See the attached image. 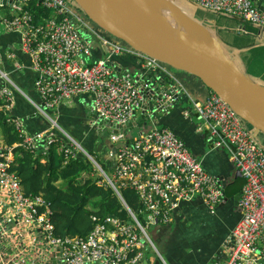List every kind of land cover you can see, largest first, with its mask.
<instances>
[{
    "label": "built area",
    "instance_id": "2783aa9c",
    "mask_svg": "<svg viewBox=\"0 0 264 264\" xmlns=\"http://www.w3.org/2000/svg\"><path fill=\"white\" fill-rule=\"evenodd\" d=\"M68 1L38 0L41 10L50 15H41L36 20L30 10L32 0H0V9L11 11L10 16L0 18V27L18 36V50L29 59L30 69L35 74L33 88L38 98L33 100L23 93L9 74L0 69V110L7 114V122L12 124L23 148L33 152L39 147L48 150L56 145L64 164L82 154L98 172V184L108 186L118 198L130 224L110 216L103 220L92 217L94 228L87 236L56 237L52 212L42 197L24 193L19 178L10 171L15 160L13 149L0 140V193L9 198L15 216L9 218L8 208H5V214L0 217V244L15 238V228L8 229L4 225L13 220L43 235L64 264H142L145 246L154 248L147 229L170 223L175 211L195 198L202 199L209 213L215 214L224 197L222 184L203 168L172 130L159 127L147 113L141 118L148 103L145 93L132 79L119 76L109 61L112 56L130 52L145 60V71L163 65L111 40H103L111 47L107 58L92 61L91 46L81 38L68 16H73L84 27H91L73 13ZM185 1L264 29V12L250 0ZM7 61L14 62L13 71L20 70L12 50L0 51V66ZM16 93L32 106L34 115L45 119L52 128L58 127L55 114L62 102L82 95L91 96L93 113L112 125L105 127L109 142L119 145L109 174L84 150L82 143L69 136L66 141L52 136L40 140L39 136L27 134L24 120L11 115L16 106ZM185 93L180 84L176 85L172 94H164L168 104H160L157 110L166 113L177 103L178 96ZM190 102L191 112L204 122L214 148L228 152L243 179L237 203L240 219L224 247L226 259L217 260L215 264H264V150L257 142L258 132L245 128L228 104L212 92L203 101L190 99ZM149 114L154 116V113ZM188 115L184 113L186 119ZM132 122L137 128L143 123L144 131L140 135L132 136L135 127L113 132L116 126L130 127ZM125 189L136 194L139 204L136 213L122 198L121 191ZM18 246L20 253L16 249L7 253L0 264H36L39 252L35 246H26L22 241ZM39 259L37 263L41 264Z\"/></svg>",
    "mask_w": 264,
    "mask_h": 264
},
{
    "label": "crops",
    "instance_id": "0c3cea01",
    "mask_svg": "<svg viewBox=\"0 0 264 264\" xmlns=\"http://www.w3.org/2000/svg\"><path fill=\"white\" fill-rule=\"evenodd\" d=\"M170 1L173 3L172 0ZM250 1L260 11L264 12V0ZM183 2L190 6L189 11L192 13L189 15L184 11L182 12L191 18L195 24L203 27L212 35L217 52L223 60L242 76H246L254 82L262 81L258 78L264 76L261 70L255 75L249 76L247 74L248 71L255 72L254 61L250 62L246 71L242 58L246 53H249L256 55L252 57L256 59L258 53H264V29L236 20L225 14L205 11L191 2L185 0ZM173 4L177 6L175 3ZM16 37H18L16 34H0V42L2 43L0 45L14 52L20 70H16L18 72L13 71V69L15 70V64L11 61L5 62L0 67L6 73L12 75V78L16 81L14 83L18 85L23 93L33 100H37L33 88L35 74L30 69L29 59L18 50L16 43L10 39H17ZM105 54L103 46L95 48L92 53V61L101 59ZM112 61L116 62L115 64L120 72L134 80L139 73H147L144 68L145 60L134 53L123 52L121 55L113 56ZM147 71L157 76L155 81L160 89L165 87L173 89L180 84L183 90L186 91L185 94L181 95V99L177 101V104L173 105L167 113L158 116L159 126L173 130L176 135L185 141L192 154L202 163L205 170L221 178L222 182L227 184L226 196L231 198L233 207L228 205V199L219 203L215 214L212 215L200 198L182 204L175 211L170 223L151 226L147 229L148 238L154 248L145 246L143 250L144 264H156L157 261H159V264H215L217 260L223 261L227 255L224 249L227 239L240 219L238 207L234 205V195L230 193L235 187L237 189L234 180L237 171L229 160L228 152L224 149L214 148L204 122L191 112L190 99L203 101L209 92L197 78L182 72H180L181 74L177 73L179 71L174 70L175 72H173L165 66ZM21 97V94L16 93L15 100L20 99L22 104L20 107L18 105L15 107L20 110L23 117L19 118L24 120L25 125V119L29 116L33 118L36 115H34V109L30 111L29 106L23 100L24 98ZM151 103V101L148 102L149 105ZM185 112L189 113L187 119L184 117ZM29 113L31 115H28ZM55 115L61 131L55 132L58 136H62L60 133L63 132L69 136L80 137L82 142L90 137L89 132L92 133V137H101V130H97L94 123H91L95 114L92 110V98L89 95H82L68 102H62ZM36 118L40 122L36 123L33 133H35V136H39L38 139L45 140L54 133L55 129L52 130V127L48 124L49 122L45 119L39 116H36ZM45 124H47V127H45ZM142 125L143 123L135 130V135H140L144 131ZM106 144L108 152L102 158L105 163H109L112 167V161L114 163V160L111 156V145H109L108 140ZM5 208H8L6 214L9 218L15 217L9 198L0 193V209L2 211ZM4 225L8 229L15 228V238H9L8 242L4 240L6 243L0 244V263L4 262L7 253H11L15 249L20 253L18 245L21 241L24 245L35 246L36 251L42 252L36 256V264H39L37 259L40 257H44L43 264H52L53 260L58 261L61 259L57 250L47 245L43 235L32 228L22 225L21 222L18 225L13 220L7 221Z\"/></svg>",
    "mask_w": 264,
    "mask_h": 264
},
{
    "label": "water",
    "instance_id": "95a60500",
    "mask_svg": "<svg viewBox=\"0 0 264 264\" xmlns=\"http://www.w3.org/2000/svg\"><path fill=\"white\" fill-rule=\"evenodd\" d=\"M90 1L92 2H88L87 0H73L88 20L104 33L122 41L133 50L147 57L153 58L176 71L184 72L197 78L207 89L222 98L242 121L264 135V85L250 81L246 76H242L238 71L231 68L217 50V54H213L185 37L176 28L166 25L156 17L148 14L139 7L136 0ZM93 2L104 10L111 24H107L99 16L95 15ZM158 2L163 8L170 10L182 20L195 24L191 18L186 16L170 0H158ZM68 18L78 29L81 38L91 46L92 50L103 46L105 53H110L111 47L109 46L108 49L103 42L108 36L93 27H84L71 15ZM115 63L110 61L109 65L118 74L125 75L118 70ZM145 72L147 73H139L135 77L137 85L145 93L146 100L152 102L151 105L148 104L141 112L142 119L147 111L156 113L157 116L160 115V111L157 110L158 106L163 103L168 104V101L164 98V94H172V91L175 89L168 87L160 89L155 81L157 76L151 72ZM178 98L180 100L181 96H178ZM91 123H94L97 130L112 126L107 121L99 120L96 115H94ZM134 126L135 122H132V126L130 127L116 126V130H113V132L118 133L117 129L122 130L127 128L131 130ZM108 131L112 130L109 129ZM110 147L111 154L114 156L119 145L111 144ZM112 166H114L113 161ZM217 178L219 181H222L221 178ZM241 179V175L237 172L234 179L235 183L241 181ZM222 187L226 195L228 190L227 184L223 183ZM239 198L240 194H235L233 199L234 205L237 204ZM226 200L227 198L225 197L223 202ZM5 211L6 209H3L0 212V217L5 214ZM111 217L114 218L113 216ZM17 222L15 223L17 224ZM41 253L39 252V254ZM144 260L145 257L142 260L143 264L145 263ZM39 261L43 264L44 257H40ZM52 264L64 263L62 259H59L58 261L53 260ZM156 264H159V261Z\"/></svg>",
    "mask_w": 264,
    "mask_h": 264
},
{
    "label": "trees",
    "instance_id": "16d2710c",
    "mask_svg": "<svg viewBox=\"0 0 264 264\" xmlns=\"http://www.w3.org/2000/svg\"><path fill=\"white\" fill-rule=\"evenodd\" d=\"M30 10L36 20L41 15L44 17H49L50 15L41 10L40 5H38V0H32ZM86 20L93 28L103 32L90 20L87 18ZM103 34L115 41H119L104 32ZM119 42L124 44L122 41ZM254 56L256 55L246 53L242 58L246 71L250 62L254 61L255 72L248 71L247 74L249 76L255 75L259 70L264 73V53H258L256 59L252 58ZM162 65L170 70H174L164 64ZM258 78L264 81V76H259ZM207 90L210 91L209 89ZM21 104L20 99L16 100L18 107ZM26 104L29 106L30 111H33L32 106L27 102ZM11 115L23 117L21 116L20 110L16 107L12 110ZM28 115L31 114L29 113ZM38 121L40 122L36 116L33 118L29 116V118L25 119V131L27 134H35L33 132ZM45 127H47V124H45ZM0 134L3 143L13 149L15 156L14 164L11 166L10 171L17 175L26 195L40 196L43 198L47 204V208L52 212L51 222L56 237L87 236L94 228L92 217L103 220L107 216H113L122 222L128 220L126 210L114 195L113 191L103 184H98L100 178H92L91 175L97 172L93 168L92 163L82 154H78L76 158L64 164L62 157L57 152V148L59 147L56 145L50 146L48 150L39 147L33 152L23 148L20 145L21 139L14 131L12 124L7 122V114L1 110ZM84 150L90 152L89 154L95 158L102 170L106 171L108 169L110 171V164L104 163L103 158L101 162H98V158L92 150L86 149V147H84ZM236 185V193H239L242 181L237 182ZM230 193L233 194L232 191ZM121 195L132 211L136 212L139 209L137 197L133 190H122ZM40 211L43 210L41 209Z\"/></svg>",
    "mask_w": 264,
    "mask_h": 264
},
{
    "label": "rangeland",
    "instance_id": "374dc122",
    "mask_svg": "<svg viewBox=\"0 0 264 264\" xmlns=\"http://www.w3.org/2000/svg\"><path fill=\"white\" fill-rule=\"evenodd\" d=\"M173 1V3H175L177 6H178V8L179 9H181V11H184V12H186L187 14H191L192 12H190L189 11V8H190V6L186 3V2H183V1H181V0H172ZM69 2V4H70V8H71V10L73 11V13L75 14V15H77V16H80V17H82L83 19H84V21H86V16L83 14V12L81 11V9L76 5V4H74V2H73V0H69L68 1ZM11 15V11L8 9V8H3V9H0V18H2V17H6V16H10ZM88 19V18H87ZM87 22V21H86ZM177 30H179V29H177ZM181 31V30H180ZM182 32V31H181ZM0 34H10V33H8L4 28H1L0 27ZM17 39H13V38H10L14 43H16V45H17V48H18V45H19V41H18V37H16ZM0 44H2L1 42H0ZM4 50H10L11 51V49H8V48H5V47H2L1 45H0V51L2 52V51H4ZM225 61V60H224ZM0 69L2 70V68L0 67ZM7 71H8V69H6ZM2 71H4V70H2ZM173 72H175L174 70H172ZM5 72V71H4ZM177 73H179V74H181L180 73V71L179 72H177ZM21 74V73H20ZM21 76H23L22 74H21ZM9 77H10V79L13 81V82H16L13 78H12V75H10L9 74ZM247 79H250V78H247ZM250 81H253V80H250ZM257 83H259V84H261V85H264V82H262V81H258ZM147 115L148 116H150V117H152L157 123H158V117H156V116H153V115H150L149 113H147ZM243 123V125L245 126V128H247V129H251L250 128V126L248 125V124H246L245 122H242ZM49 124V123H48ZM58 124V123H57ZM158 125H159V123H158ZM159 127H161V125L159 126ZM55 129V131H54V133L53 134H51V136L52 137H54L55 139H59V140H62V141H66L67 140V138H66V136H69V135H67V134H64L63 132V134L62 133H60L62 136H58L55 132H61L60 130H59V127H57V128H52V130H54ZM136 134V131H134L133 132V135H135ZM88 135L90 136V137H87L86 139H85V142H82V141H80V137H76V136H69V137H71L72 139H74L76 142H81L82 143V147L84 148V147H86V149H90V150H92L93 151V153L96 155V157L98 158V162H101L102 161V156L106 153V152H108V149H107V144H106V141H107V136L106 135H102L101 137H92V133L91 132H89L88 133ZM127 135V134H126ZM258 137H257V142H258V144L263 148V150H264V135L262 134V133H259L258 132V135H257ZM85 151H87V150H85ZM88 153H90L89 151H87ZM93 154V155H94ZM105 163V162H104ZM94 168V167H93ZM107 174H109V170L108 169H106V171H105ZM92 176V178H99L100 176H99V174L98 173H96V174H94V175H91ZM241 181H242V179H241ZM229 196H231V195H229ZM228 205L229 206H232L233 207V202H232V200H231V198H229V200H228ZM150 251H152V250H150Z\"/></svg>",
    "mask_w": 264,
    "mask_h": 264
},
{
    "label": "bare ground",
    "instance_id": "6f19581e",
    "mask_svg": "<svg viewBox=\"0 0 264 264\" xmlns=\"http://www.w3.org/2000/svg\"><path fill=\"white\" fill-rule=\"evenodd\" d=\"M87 1L92 2L90 0ZM136 2L139 7L145 10L148 14L156 17L166 25L179 29V31L181 30L185 37L209 50L213 54H217L216 44L212 35L203 27L182 20L170 10L163 8L158 0H136ZM93 5L95 15L99 16L100 19L107 24H111L104 10L94 2Z\"/></svg>",
    "mask_w": 264,
    "mask_h": 264
},
{
    "label": "clouds",
    "instance_id": "9594fccd",
    "mask_svg": "<svg viewBox=\"0 0 264 264\" xmlns=\"http://www.w3.org/2000/svg\"><path fill=\"white\" fill-rule=\"evenodd\" d=\"M184 1V0H183ZM75 4V3H74ZM87 21V20H86ZM85 21V22H86ZM90 27H92L90 24H89V22L87 21L86 22ZM104 40H111V41H113V42H118V43H120L121 45H123V46H125V47H128V48H130L128 45H124V44H122L121 42H119V41H115V40H113V39H111V38H109V37H106ZM106 45V44H105ZM107 47H108V49H109V46L108 45H106ZM130 49H132V48H130ZM133 50V49H132ZM133 51H135V50H133ZM92 52H93V50H92ZM135 52H137V51H135ZM137 53H139V52H137ZM109 54V53H108ZM108 54L106 53L105 54V56L104 57H102L101 59H105V58H107V56H108ZM141 54V53H140ZM121 55V54H120ZM143 55V54H142ZM113 57V56H112ZM112 57H111V59H110V61H112ZM139 57V56H138ZM153 59V58H152ZM99 60V59H98ZM109 61V62H110ZM162 64V63H161ZM111 66V65H110ZM112 67V66H111ZM113 68V67H112ZM114 69V68H113ZM115 71V70H114ZM116 72V71H115ZM117 73V72H116ZM118 74V73H117ZM119 76H124V77H127L126 75H120V74H118ZM129 78V77H128ZM130 79H132V78H130ZM133 81H135L134 79H132ZM136 82V81H135ZM136 85H137V82H136ZM138 86V85H137ZM140 87V86H139ZM207 89V88H206ZM208 92H212V91H208ZM213 93V92H212ZM209 94V93H208ZM215 94V93H214ZM218 96V95H217ZM219 97V96H218ZM177 101H179V98H178V100ZM177 104V103H176ZM146 106H148V103H147V105ZM229 106V105H228ZM230 107V106H229ZM170 110V108L168 109V111ZM167 111V112H168ZM166 112V111H165ZM166 112V113H167ZM145 113H149V111H147V112H145ZM161 114H165L164 112H160ZM160 114V115H161ZM141 115V114H140ZM160 115H158V116H160ZM154 116H156V117H158L157 115H156V113H154ZM238 116V115H237ZM144 117H145V115H144ZM197 117V116H196ZM19 118V117H18ZM202 121V120H201ZM203 122V121H202ZM242 122H244V121H242ZM135 127V128H134ZM133 128V130H132V132L133 131H135V130H137L138 128H137V126H136V124H135V126H134ZM162 127V126H161ZM251 129H254V128H252V127H250ZM169 129V128H168ZM101 130H103L102 132H101V136L102 135H106L107 136V140H108V142H109V132H107V131H105V128L104 129H101ZM123 130H126V129H123ZM171 130V129H170ZM255 130V129H254ZM173 131V130H172ZM174 132V131H173ZM142 133V132H141ZM175 133V132H174ZM175 135H176V133H175ZM137 135H133V137H136ZM179 139H181L178 135H176ZM1 140H2V137H1ZM74 140V139H73ZM182 140V139H181ZM183 141V140H182ZM184 143H185V141H183ZM79 143H81V142H79ZM109 145H111V143L109 142ZM114 145V144H113ZM185 145H186V143H185ZM81 146H82V144H81ZM187 146V145H186ZM187 148H188V146H187ZM189 149V148H188ZM218 149V148H217ZM118 150V149H117ZM189 151H190V149H189ZM190 153L192 154V152L190 151ZM112 155V154H111ZM193 155V154H192ZM194 156V155H193ZM229 156V155H228ZM113 157V156H112ZM195 157V156H194ZM196 158V157H195ZM197 159V158H196ZM198 160V159H197ZM230 160V159H229ZM202 164V163H201ZM203 166V165H202ZM94 167V166H93ZM113 167L114 166H112V167H110L111 169H110V171L113 169ZM204 168V167H203ZM205 169V168H204ZM236 170V169H235ZM109 171V172H110ZM237 171V170H236ZM97 172V171H96ZM208 172V171H207ZM238 172V171H237ZM98 173V172H97ZM239 173V172H238ZM240 174V173H239ZM215 176V175H214ZM216 177V176H215ZM242 177V176H241ZM217 178V177H216ZM218 179V178H217ZM221 182V184L223 185V182L222 181H220ZM242 185H243V179H242ZM108 187V186H107ZM242 187V186H241ZM223 188V187H222ZM240 192H241V189H240ZM240 192H239V194H240ZM223 193H225V191H224V189H223ZM235 194H237V193H233V195L235 196ZM227 198V200L229 199L225 194H224V197H223V199L224 198ZM223 199H222V201H221V203L223 202ZM240 199V198H239ZM239 201V200H238ZM238 203V202H237ZM187 204V203H186ZM236 207H237V204H236ZM134 212V211H133ZM137 212V211H136ZM135 212V213H136ZM216 212V211H215ZM214 215V214H213ZM174 216V215H173ZM111 217V216H110ZM173 219V218H172ZM172 221V220H171ZM239 221V220H238ZM127 223L128 224H130V222H128V220H127ZM237 224V223H236ZM148 235V234H147ZM149 248H151V247H149ZM153 249V248H152ZM143 258H144V255H143ZM143 260V259H142ZM143 263V262H142Z\"/></svg>",
    "mask_w": 264,
    "mask_h": 264
},
{
    "label": "flooded vegetation",
    "instance_id": "af4514ba",
    "mask_svg": "<svg viewBox=\"0 0 264 264\" xmlns=\"http://www.w3.org/2000/svg\"><path fill=\"white\" fill-rule=\"evenodd\" d=\"M236 190H237V189H236V187H235V188L232 190V192H233V193H234V192L236 193Z\"/></svg>",
    "mask_w": 264,
    "mask_h": 264
}]
</instances>
